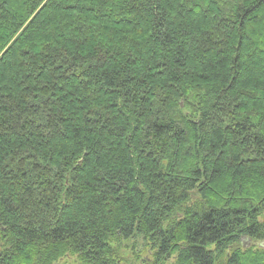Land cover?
Here are the masks:
<instances>
[{
	"label": "trees",
	"instance_id": "1",
	"mask_svg": "<svg viewBox=\"0 0 264 264\" xmlns=\"http://www.w3.org/2000/svg\"><path fill=\"white\" fill-rule=\"evenodd\" d=\"M264 264V0H0V264Z\"/></svg>",
	"mask_w": 264,
	"mask_h": 264
},
{
	"label": "rangeland",
	"instance_id": "2",
	"mask_svg": "<svg viewBox=\"0 0 264 264\" xmlns=\"http://www.w3.org/2000/svg\"><path fill=\"white\" fill-rule=\"evenodd\" d=\"M243 243L247 248L255 245L264 249V241H253L248 238L243 240ZM123 257L127 258L128 264H148L154 261V251L151 250V247L147 243L143 242L142 239H131L122 244ZM162 264V262H159Z\"/></svg>",
	"mask_w": 264,
	"mask_h": 264
},
{
	"label": "flooded vegetation",
	"instance_id": "3",
	"mask_svg": "<svg viewBox=\"0 0 264 264\" xmlns=\"http://www.w3.org/2000/svg\"><path fill=\"white\" fill-rule=\"evenodd\" d=\"M243 245L246 246L247 244L245 245V244L243 243ZM144 264H145V263H144Z\"/></svg>",
	"mask_w": 264,
	"mask_h": 264
}]
</instances>
